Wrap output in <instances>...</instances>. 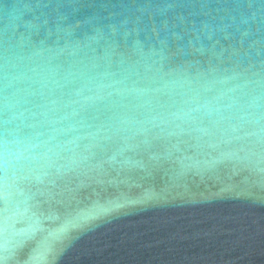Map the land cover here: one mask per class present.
Listing matches in <instances>:
<instances>
[{"label":"water","instance_id":"1","mask_svg":"<svg viewBox=\"0 0 264 264\" xmlns=\"http://www.w3.org/2000/svg\"><path fill=\"white\" fill-rule=\"evenodd\" d=\"M0 264H264V0H0Z\"/></svg>","mask_w":264,"mask_h":264}]
</instances>
